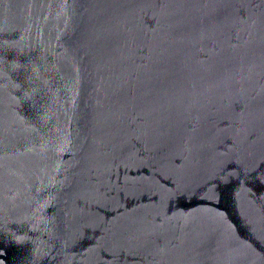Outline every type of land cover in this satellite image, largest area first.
<instances>
[{"label":"water","instance_id":"1","mask_svg":"<svg viewBox=\"0 0 264 264\" xmlns=\"http://www.w3.org/2000/svg\"><path fill=\"white\" fill-rule=\"evenodd\" d=\"M0 264H264V0H0Z\"/></svg>","mask_w":264,"mask_h":264}]
</instances>
